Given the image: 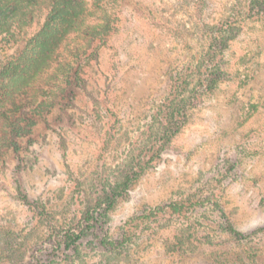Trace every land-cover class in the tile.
<instances>
[{"label": "rangeland", "instance_id": "obj_1", "mask_svg": "<svg viewBox=\"0 0 264 264\" xmlns=\"http://www.w3.org/2000/svg\"><path fill=\"white\" fill-rule=\"evenodd\" d=\"M248 2L118 0L119 28L82 62L81 87L38 122L32 143L0 166V264H32L54 226L77 223L130 159L146 156L161 134L153 116L172 76L208 46L204 24ZM37 13L26 38L47 12ZM24 46L25 39L6 43L0 34V65ZM225 55L235 77L219 81L189 109L161 159L111 208L106 230L119 236L147 206L185 198L212 202L139 223L123 250L104 251L88 238L83 258L63 264H264V230L234 237L221 227L213 203L242 231L264 226V17L245 18Z\"/></svg>", "mask_w": 264, "mask_h": 264}, {"label": "trees", "instance_id": "obj_2", "mask_svg": "<svg viewBox=\"0 0 264 264\" xmlns=\"http://www.w3.org/2000/svg\"><path fill=\"white\" fill-rule=\"evenodd\" d=\"M118 0H0V34L6 43L25 39L24 48L0 65V166L34 140L37 124L63 107L75 88H80L82 62L93 59L98 42H104L119 28ZM46 9L42 26L27 38L37 12ZM38 10V11H37ZM264 17V0L240 3L239 9L213 24H204L208 46L196 63H189L172 76L169 91L154 114L161 125L157 140H151L142 157L130 159L119 180L109 189H102L94 205L79 221L68 227L51 229L47 240L39 245L32 264L74 263L82 259L80 247L91 237L104 251L125 249L136 237L135 226L166 213L184 215L190 210L212 202L206 199L171 200L157 206H147L132 215L119 236L107 233V215L121 198L130 196L131 186L161 159L171 140L181 132L190 108L197 107L219 81L235 77L225 55L229 42L242 28L245 18ZM108 132L107 143H110ZM160 143V144H159ZM150 153V157L147 158ZM224 231L237 238H247L253 232L236 227L219 201Z\"/></svg>", "mask_w": 264, "mask_h": 264}]
</instances>
